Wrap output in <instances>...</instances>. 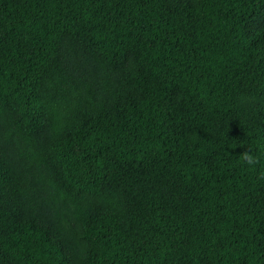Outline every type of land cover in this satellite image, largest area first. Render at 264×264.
Wrapping results in <instances>:
<instances>
[{
    "label": "trees",
    "instance_id": "1",
    "mask_svg": "<svg viewBox=\"0 0 264 264\" xmlns=\"http://www.w3.org/2000/svg\"><path fill=\"white\" fill-rule=\"evenodd\" d=\"M0 264H264V0H0Z\"/></svg>",
    "mask_w": 264,
    "mask_h": 264
},
{
    "label": "clouds",
    "instance_id": "2",
    "mask_svg": "<svg viewBox=\"0 0 264 264\" xmlns=\"http://www.w3.org/2000/svg\"><path fill=\"white\" fill-rule=\"evenodd\" d=\"M241 162L246 165L250 170H254L255 166L259 163V158L255 155L250 147H246L240 154Z\"/></svg>",
    "mask_w": 264,
    "mask_h": 264
}]
</instances>
